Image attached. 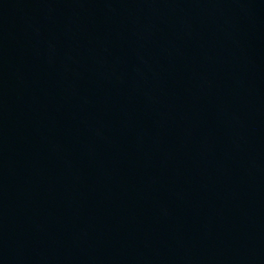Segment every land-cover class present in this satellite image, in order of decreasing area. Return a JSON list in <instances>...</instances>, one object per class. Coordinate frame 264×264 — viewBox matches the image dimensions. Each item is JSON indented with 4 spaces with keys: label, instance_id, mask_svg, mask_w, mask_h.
<instances>
[{
    "label": "water",
    "instance_id": "water-1",
    "mask_svg": "<svg viewBox=\"0 0 264 264\" xmlns=\"http://www.w3.org/2000/svg\"><path fill=\"white\" fill-rule=\"evenodd\" d=\"M0 264H264V0H0Z\"/></svg>",
    "mask_w": 264,
    "mask_h": 264
}]
</instances>
